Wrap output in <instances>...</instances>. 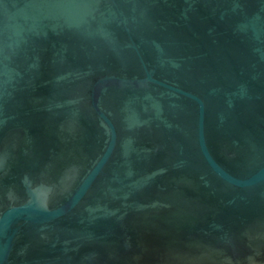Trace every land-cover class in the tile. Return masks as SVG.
<instances>
[{"label": "water", "instance_id": "obj_1", "mask_svg": "<svg viewBox=\"0 0 264 264\" xmlns=\"http://www.w3.org/2000/svg\"><path fill=\"white\" fill-rule=\"evenodd\" d=\"M0 264H264V0H0Z\"/></svg>", "mask_w": 264, "mask_h": 264}]
</instances>
